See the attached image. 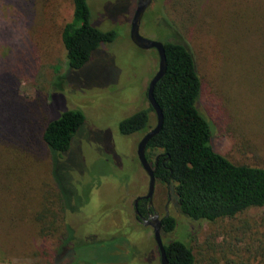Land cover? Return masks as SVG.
Wrapping results in <instances>:
<instances>
[{"label":"rangeland","instance_id":"obj_1","mask_svg":"<svg viewBox=\"0 0 264 264\" xmlns=\"http://www.w3.org/2000/svg\"><path fill=\"white\" fill-rule=\"evenodd\" d=\"M237 1L243 6H234L235 11L247 14L239 27L254 24L264 30V0ZM88 4L92 23L103 30L115 29L117 37L103 43L82 68L68 69L60 28L71 19L72 0H0V98L17 100L19 124L28 127L30 152L28 161L0 160V180L14 193L11 204L17 223L9 226L7 217L0 216V264H158L152 227L134 223L130 209L132 199L148 186L145 170L135 161L142 135L140 131L123 135L118 129L120 120L148 106L145 92L157 70L158 55L154 48L140 49L130 39L134 0H88ZM172 28L165 0H153L140 34L163 42L175 37ZM205 66L207 81L198 106L212 124L215 148L234 160L264 157L257 148L264 144L260 82H231L227 77L219 83L211 65ZM72 108H80L85 121L63 156L69 170L56 169L74 199L72 209H66L70 228L58 249L55 236L30 234L17 209L37 199L53 202L49 178L35 164L46 160L40 133L55 113ZM4 165L13 168L8 171ZM33 181L41 188L29 194ZM260 211L252 209L249 214ZM169 212L183 224L171 237L188 240L193 230L203 236L208 229L206 222L192 223L181 215L173 195Z\"/></svg>","mask_w":264,"mask_h":264},{"label":"trees","instance_id":"obj_2","mask_svg":"<svg viewBox=\"0 0 264 264\" xmlns=\"http://www.w3.org/2000/svg\"><path fill=\"white\" fill-rule=\"evenodd\" d=\"M236 5L243 6L237 0H165L176 34L163 41L167 69L155 84L154 97L164 118L159 132L147 142L145 155L154 169L157 191L161 190L158 195L163 191L173 195L181 215L192 223L208 225L203 236L195 229L185 240L171 237L183 224L171 214L163 217L161 237L169 264H264V157L234 160L219 152L213 144L212 124L198 106L207 81L205 64L211 65L219 83L227 77L231 82L252 79L260 82L258 86L264 91V30L254 24L240 28L239 22L247 14L236 12ZM72 7L71 19L60 28V40L64 64L68 69H79L103 43L112 42L117 31L92 23L88 0H72ZM16 103L13 96L0 98V160L4 163L28 161L30 156L28 127L19 124ZM59 112L42 126L40 144L46 160L35 162L49 178L53 202L37 199L17 209L21 213L18 219L30 234L55 236L58 249L70 228L66 209H72L74 199L59 181L56 169L62 171L64 166L69 170L63 156L85 121L80 108ZM155 123V112L148 102L147 107L120 120L118 129L123 135L140 131L143 136ZM257 148L264 153V144ZM135 161L141 165L137 155ZM4 166L8 171L13 168ZM33 182L28 186L29 194L41 188ZM5 183L0 180V200L4 203L0 216H6L12 226L17 224L11 204L14 193ZM252 209L261 211L249 214ZM155 250L160 264L156 242Z\"/></svg>","mask_w":264,"mask_h":264},{"label":"water","instance_id":"obj_3","mask_svg":"<svg viewBox=\"0 0 264 264\" xmlns=\"http://www.w3.org/2000/svg\"><path fill=\"white\" fill-rule=\"evenodd\" d=\"M152 1L153 0L136 1V7L131 19L130 31H129V36L131 41L138 48L143 50L154 48L158 55L157 70L150 79L146 92L147 100L155 112L156 123L153 126V128H151L141 137L136 147L137 158L149 178L147 193L143 197L150 199H152L155 188V176H154V169L152 168L150 162L148 161L145 155V150H146L147 142L150 140V138H152L155 134L159 132L163 124V118H164L163 112L159 103L154 97V87L156 82L164 75L167 69V60H166L164 43L158 40L146 38L140 34V25L142 18L147 8L151 5ZM137 200L138 198L135 199V203H137ZM136 212L138 213L137 210ZM152 218H153L152 221L145 220V223H150L153 227L154 240L157 244L160 254V264H169L161 237V220L158 218L157 214L153 215Z\"/></svg>","mask_w":264,"mask_h":264},{"label":"flooded vegetation","instance_id":"obj_4","mask_svg":"<svg viewBox=\"0 0 264 264\" xmlns=\"http://www.w3.org/2000/svg\"><path fill=\"white\" fill-rule=\"evenodd\" d=\"M151 164V163H150ZM153 168V167H152ZM149 180V178H148ZM156 183V182H155ZM148 189V186H147ZM165 190V189H163ZM161 191V190H159ZM157 187L155 185L154 192L152 199L150 198H144L143 196L147 193V191L142 194V195H136L132 199L131 207L133 210V219L134 223L137 225H142V226H151L150 223H145V220L152 221L153 220V215L157 214L158 218L161 220V227H162V219L165 216L170 215L169 212V201L171 198V195L168 193H165L164 191L158 195L157 192ZM138 198L137 203H135V199ZM151 202V203H150ZM164 202V203H162ZM164 208V213H160V208ZM138 211V213L136 212ZM153 230V227H152Z\"/></svg>","mask_w":264,"mask_h":264}]
</instances>
